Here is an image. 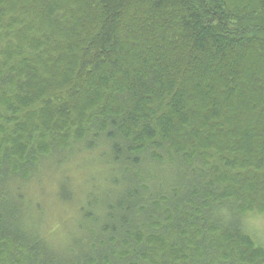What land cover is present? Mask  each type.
Wrapping results in <instances>:
<instances>
[{
	"label": "trees",
	"instance_id": "1",
	"mask_svg": "<svg viewBox=\"0 0 264 264\" xmlns=\"http://www.w3.org/2000/svg\"><path fill=\"white\" fill-rule=\"evenodd\" d=\"M252 205L264 0H0V264H264Z\"/></svg>",
	"mask_w": 264,
	"mask_h": 264
},
{
	"label": "clouds",
	"instance_id": "2",
	"mask_svg": "<svg viewBox=\"0 0 264 264\" xmlns=\"http://www.w3.org/2000/svg\"><path fill=\"white\" fill-rule=\"evenodd\" d=\"M74 167V163L66 165ZM77 175H79L77 173ZM220 213L226 218H230L231 210L223 207ZM242 217V228L254 239L264 240V205H252L241 209H237Z\"/></svg>",
	"mask_w": 264,
	"mask_h": 264
},
{
	"label": "rangeland",
	"instance_id": "3",
	"mask_svg": "<svg viewBox=\"0 0 264 264\" xmlns=\"http://www.w3.org/2000/svg\"><path fill=\"white\" fill-rule=\"evenodd\" d=\"M81 159H82V157H81ZM75 162H73V163H75L76 165L75 166H77V167H74V169L76 170V175H77V173L79 174V175H77V178L76 179H78V180H82L81 179V172L84 170V168L87 166V167H89V168H91L92 170H97V169H99V168H97L98 166H100L99 165V163H96V162H90V158L89 157H86V158H84V159H82L81 161L79 160V159H77V158H75V160H74ZM68 164H70V162L69 163H67V165ZM86 180V177H85V179H84V181ZM50 195V194H49ZM257 242H259L260 244H262V245H264V240H260V239H255Z\"/></svg>",
	"mask_w": 264,
	"mask_h": 264
}]
</instances>
